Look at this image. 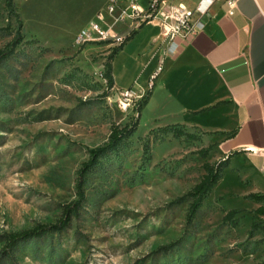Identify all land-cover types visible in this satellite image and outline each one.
<instances>
[{"label":"rangeland","instance_id":"1","mask_svg":"<svg viewBox=\"0 0 264 264\" xmlns=\"http://www.w3.org/2000/svg\"><path fill=\"white\" fill-rule=\"evenodd\" d=\"M15 1L25 39L0 65V264L262 261L264 234H249L254 221L264 220L256 212L262 203L248 195L264 193V159L256 165L250 153L223 150L220 143L230 131L187 124L190 117L183 109L198 102L194 96H174L160 77L151 97L153 79L148 77L165 54L168 36L159 58L134 85L120 87L114 78L110 86L104 75L105 62L125 36L151 20L163 35L164 20L173 19L179 2L140 0L144 12L117 20L107 11L109 0ZM98 12H103L101 22L110 35L79 42L77 34ZM9 22L14 26L15 17L0 0V47L13 36ZM149 91L139 127L120 155L103 156L81 178L89 149L108 139L113 121L138 120L139 104ZM177 121L201 139L158 130L162 139L154 138L152 161L144 166L143 141L150 129ZM202 147L209 148L207 156L200 153ZM229 154L222 177L189 221V201L178 199L201 178L205 161L217 163ZM74 202L78 212L61 232L12 249L5 245L11 233L58 224ZM231 209L239 210L238 226L223 220Z\"/></svg>","mask_w":264,"mask_h":264},{"label":"crops","instance_id":"2","mask_svg":"<svg viewBox=\"0 0 264 264\" xmlns=\"http://www.w3.org/2000/svg\"><path fill=\"white\" fill-rule=\"evenodd\" d=\"M176 1L206 6L195 13L203 24L189 40L179 38V49L165 58L151 97L159 77L179 99L194 96L198 103L183 109L190 117L186 123L230 131L220 143L223 150L250 153L259 165L264 159V0H235L231 15L228 0ZM165 43L158 24H144L112 60L115 84L134 85Z\"/></svg>","mask_w":264,"mask_h":264},{"label":"trees","instance_id":"3","mask_svg":"<svg viewBox=\"0 0 264 264\" xmlns=\"http://www.w3.org/2000/svg\"><path fill=\"white\" fill-rule=\"evenodd\" d=\"M5 3L9 15L11 17H15V25L13 26L11 22L8 23L7 27L10 29L8 33L13 34V36L4 46L0 47V65L17 52V46L22 43L25 39V35L23 32L24 22L18 10L16 1L5 0ZM134 33L135 31L125 36L121 44L114 48V50L110 54L109 59L105 62L106 70L104 72V75L107 78L110 86L114 85L112 60L114 56L118 53V51L122 49L123 46L127 43V41L132 38ZM79 69L81 68L79 67ZM155 79L151 85L152 87L155 84ZM150 93L151 92L149 91L148 94L145 95L144 101L139 104L138 120L136 119L132 123L125 124H120L119 122L113 121L108 139L104 143L96 145L89 149V158L83 162V165L80 168L81 178H84V176L89 171H91L95 166L99 165L103 156L114 152L120 155L121 151L127 146L128 142L131 140V138L139 127L140 119L142 116V108L148 102ZM158 130H162L164 133L172 132L173 135L177 137L184 136L186 139L192 140H198L202 137L201 134L197 132L179 126L178 122H171L159 125L157 127H152L150 129V133L146 135L143 141L144 152L142 163L144 166H148L152 161V141L154 140V138L160 137L157 135ZM160 139L162 138L160 137ZM199 151L203 156H207L209 153V148L202 147ZM230 157L231 154H229L228 157L221 159L217 163L205 161L203 164L205 172L203 173L201 178L190 190H188L184 195H182L178 199L179 202L189 201V221H192L196 217L203 203L205 202L213 188L216 186V184L219 182L220 178L222 177L224 168L228 165L230 161ZM78 186L81 190V183H78ZM81 196H84V194L82 193ZM248 198H250L254 202L262 203L260 207L256 210V212L260 216H264V193H251L248 195ZM77 205L78 203L74 202L66 206L65 210L63 211V217L58 224L49 226L40 224L34 228L26 229L7 235L5 245L7 246V248L12 249L22 242H26L34 238H42L47 234H50L51 232H61L63 229L70 225L73 217L77 214ZM238 212V209L229 210L223 218L224 222L232 223L235 226H238ZM255 232H260L264 234V220L259 219L252 223L249 233L250 236H253ZM256 264H264V259Z\"/></svg>","mask_w":264,"mask_h":264},{"label":"built area","instance_id":"4","mask_svg":"<svg viewBox=\"0 0 264 264\" xmlns=\"http://www.w3.org/2000/svg\"><path fill=\"white\" fill-rule=\"evenodd\" d=\"M126 2V6L124 5ZM229 3V14H233L236 8L235 0H228ZM206 6L200 3L194 9L189 8L184 2H179V6L176 7V12L172 14L173 19L164 20V38L166 39L168 36V46L165 49V54L159 60L160 63L157 66V69L152 74V82L157 77L159 71L163 68V63L165 58L169 54H173L179 49V38H184L185 40H189L192 35H194L200 26H202L203 22L198 17H193L192 15L196 13V11L203 12ZM107 11L109 14H114L117 20H125L128 17H133L135 15L141 14L145 11L144 6L141 4L140 0H109L107 5ZM103 18V12L97 13V18L92 19L90 25L88 27L82 28L77 34L76 38L79 42L85 41L87 39H91L92 37H107L110 35V30L105 28L101 22ZM154 21V20H151ZM129 89L127 88L126 96L130 99Z\"/></svg>","mask_w":264,"mask_h":264},{"label":"bare ground","instance_id":"5","mask_svg":"<svg viewBox=\"0 0 264 264\" xmlns=\"http://www.w3.org/2000/svg\"><path fill=\"white\" fill-rule=\"evenodd\" d=\"M149 23H154V24H157L155 21H149Z\"/></svg>","mask_w":264,"mask_h":264}]
</instances>
